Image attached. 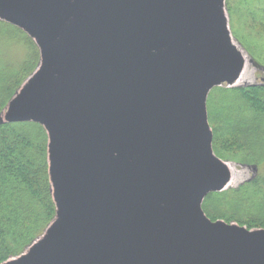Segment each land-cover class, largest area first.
I'll use <instances>...</instances> for the list:
<instances>
[{
  "label": "water",
  "instance_id": "95a60500",
  "mask_svg": "<svg viewBox=\"0 0 264 264\" xmlns=\"http://www.w3.org/2000/svg\"><path fill=\"white\" fill-rule=\"evenodd\" d=\"M221 1H3L67 37L53 39L58 92L33 90L9 113L45 126L70 178L71 227L20 264H264V236L198 210L226 177L203 166L194 97L209 76L241 71L211 34Z\"/></svg>",
  "mask_w": 264,
  "mask_h": 264
},
{
  "label": "rangeland",
  "instance_id": "374dc122",
  "mask_svg": "<svg viewBox=\"0 0 264 264\" xmlns=\"http://www.w3.org/2000/svg\"><path fill=\"white\" fill-rule=\"evenodd\" d=\"M3 1L0 0V21H2L0 23L6 21L20 25L26 31L25 34L28 35L27 37L34 44L35 49L38 51L37 55H39V59L37 57L39 62L35 65L36 59L31 53L32 49L25 42H21L20 39H16V42L13 43L12 36L7 35L8 32L4 31L2 27V30H0L1 65H3V62H8L10 68L19 71L14 83V94L9 101V105L24 101L26 95L33 90H36L39 95L46 90L48 93L52 90L54 94L57 93L58 90L55 87L59 85L58 80L61 79L63 73L62 75L58 73L57 77L53 75L57 69L54 67L56 65L61 67L62 65L61 60L55 62V57L51 55L54 49V54L59 53L61 55L60 49L53 39L61 38L60 36L67 37L61 31L56 30L54 23H51V25L48 23L37 24L35 21H38V19L35 17L38 15L31 16L20 6H12L13 4L10 6V3L4 5ZM30 18H35V21L30 20ZM212 28L213 33L211 34L216 39V43L219 44L226 55L241 64V71L236 78L229 80L221 76H209L208 80L198 87L194 97V102L198 105L199 112L197 110L196 112L199 119L203 114L204 122H201V126L206 127L205 138L201 143L203 147L201 161L203 166L212 167L211 172L217 171L220 175L226 177L224 182L218 185L219 187L214 188L216 189L214 192H208L201 198L198 210L199 214L211 224L237 227L249 234L264 236V220L259 219L257 208L248 206L251 201L244 207L239 202L240 200L229 198L232 195L239 196L242 192L251 193L253 189L247 187V184L252 182L256 176H264L262 174L263 166L257 167L259 160L254 157L253 151L255 150H251L250 153V151L246 152V148L240 149V145L243 143L234 145V142L229 141L230 144H226L229 139L225 130L226 121L229 119V110L234 109L232 107L233 102L229 100H239L238 93L235 90L254 85H264V0H222L221 9L218 8L217 13H215ZM63 46L67 47L64 43ZM68 52L65 53L64 57L68 55ZM25 63L28 64L23 67L22 65ZM206 89H210L208 94L205 92ZM201 108L202 112L200 113ZM23 112L27 114L26 110ZM43 113H45V116L42 115V117L45 118L50 115L47 111L41 114ZM30 115L27 116L31 117ZM34 115L36 118H40V112H36ZM10 117L9 109L6 108L0 114V121H12ZM45 118L44 120L47 122ZM236 129L238 135H243L241 133L242 128ZM58 141L54 139L53 142L54 147L57 149L58 146H61ZM50 143L51 140L48 136V149ZM57 161L56 156H50L49 158V155H47V162L50 167V170H48L51 182L50 191L55 201L54 217L51 224L37 240L25 249L21 256L11 257L3 264H20L30 255H38V260L44 258L43 253L47 249L48 243L57 240L61 235L57 236L59 232L61 233V231L71 227V220L67 215L68 204L66 206L62 197L67 190L66 187L70 178L68 173L63 171V160L60 161V165ZM58 165L59 168H57ZM53 183L55 187L52 185ZM210 195L213 196L205 201L204 199ZM217 195L222 196L217 198ZM60 221H62L61 224H59Z\"/></svg>",
  "mask_w": 264,
  "mask_h": 264
},
{
  "label": "trees",
  "instance_id": "16d2710c",
  "mask_svg": "<svg viewBox=\"0 0 264 264\" xmlns=\"http://www.w3.org/2000/svg\"><path fill=\"white\" fill-rule=\"evenodd\" d=\"M2 27L7 35L12 36L13 43L20 39L32 49L37 65L38 51L26 32L6 21L0 23V30ZM1 64L0 114L9 105L19 73L10 68L8 62ZM235 92L239 100H229L233 102L234 109L229 110L226 121L225 130L229 139L226 144H230L229 141L234 145L243 143L240 149L246 148V152L250 153L255 150L254 157L259 160L257 167L263 166L264 175V85L238 88ZM236 128H242L243 135H238ZM47 153L48 135L40 123L30 120L0 121V264L11 257L21 256L53 220L55 204L50 191ZM247 187L253 189L251 193L242 192L229 198L240 200L244 207L251 201L248 206L257 208L259 219L264 220V176H256ZM212 196L204 200L208 201Z\"/></svg>",
  "mask_w": 264,
  "mask_h": 264
},
{
  "label": "bare ground",
  "instance_id": "6f19581e",
  "mask_svg": "<svg viewBox=\"0 0 264 264\" xmlns=\"http://www.w3.org/2000/svg\"><path fill=\"white\" fill-rule=\"evenodd\" d=\"M232 171V170H231Z\"/></svg>",
  "mask_w": 264,
  "mask_h": 264
}]
</instances>
